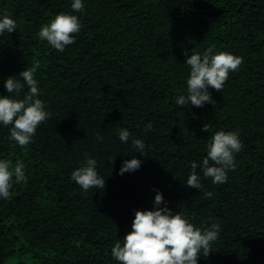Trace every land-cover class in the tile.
Wrapping results in <instances>:
<instances>
[{"label":"trees","instance_id":"obj_1","mask_svg":"<svg viewBox=\"0 0 264 264\" xmlns=\"http://www.w3.org/2000/svg\"><path fill=\"white\" fill-rule=\"evenodd\" d=\"M72 2L0 0V16L17 23L0 37V97L22 99L27 86L16 97L5 81L23 82L19 74L39 59L35 79L49 113L23 149L0 124V160L22 161L27 177L0 199V264H119L111 249L132 230L134 210H153L156 190L161 208L195 227L220 225L198 264H264V0H82L83 12ZM61 13L82 24L64 52L37 35ZM213 46V54L241 57L239 70L222 93L209 89L215 106H178L190 75L184 53ZM121 129L131 133L127 143ZM221 130L238 132L244 145L235 171L216 185L198 167L202 188L187 187L191 163H202ZM85 153L97 161L103 190L84 192L71 179ZM133 157L141 167L121 176Z\"/></svg>","mask_w":264,"mask_h":264},{"label":"clouds","instance_id":"obj_2","mask_svg":"<svg viewBox=\"0 0 264 264\" xmlns=\"http://www.w3.org/2000/svg\"><path fill=\"white\" fill-rule=\"evenodd\" d=\"M72 10L83 12L82 0H73ZM82 24L78 16L61 13L56 15L50 23L43 25L37 33L41 41H46L59 52H64L66 47L74 44L75 34H78ZM17 30V23L5 13L0 16V37L5 33H13ZM214 53V46L207 48L202 54L192 52L187 56L186 64L190 68L187 78V96L176 97L178 106L187 105L202 108L205 104L215 106L209 89L223 92L224 84L229 79V74L239 70L243 63L241 57L228 52ZM41 67L39 59H33L32 66L22 71L17 80L14 77L6 79L4 87L9 94L15 93L16 97L24 89L29 91L22 99L0 97V124L11 126L9 139L20 148H26L36 134L38 127L48 118L44 102L39 98L38 81L35 73ZM153 128L151 123L145 127V131ZM202 131L209 132L210 125H203ZM87 135V134H86ZM131 133L127 129L119 131V139L127 143ZM103 140L102 136H97ZM133 149L145 155L146 145L141 139L132 138ZM239 133L236 131H217L207 144V156L198 165L191 163V173L187 179V187L200 190L202 184L197 168L200 167L205 178H211L213 184L220 185L228 180V171H235V153L243 149ZM84 166L71 173V179L84 191L92 188L103 190L105 180L96 170L97 161L85 153ZM146 156V155H145ZM25 164L16 160L13 163L9 159L0 160V199L10 200L13 184L27 183ZM141 161L133 157L125 159L120 169V175L139 170ZM155 196L153 210H134L135 218L132 222V230L123 238L122 243L116 242L111 249L112 258L119 264H198L201 252L208 257L212 244L218 240L221 230L218 223L210 227L200 229L189 222L180 212L174 214L165 204L162 193L158 190ZM207 198L212 197L211 192L205 193Z\"/></svg>","mask_w":264,"mask_h":264},{"label":"rangeland","instance_id":"obj_3","mask_svg":"<svg viewBox=\"0 0 264 264\" xmlns=\"http://www.w3.org/2000/svg\"><path fill=\"white\" fill-rule=\"evenodd\" d=\"M23 261H24V260H23ZM24 264H32V263H30L29 260H25V261H24Z\"/></svg>","mask_w":264,"mask_h":264}]
</instances>
